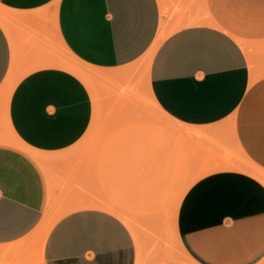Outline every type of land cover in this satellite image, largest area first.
<instances>
[{"label": "crops", "instance_id": "0c3cea01", "mask_svg": "<svg viewBox=\"0 0 264 264\" xmlns=\"http://www.w3.org/2000/svg\"><path fill=\"white\" fill-rule=\"evenodd\" d=\"M0 8V247L32 239L48 211L70 208L46 236L43 264H264V0H0ZM161 32L149 94L183 127L172 132L193 157L166 167L227 170L190 186L165 232L135 228L136 237L106 208L127 200L126 177L112 190L98 166L67 156L95 105L86 82L54 63L64 49L92 70L127 67ZM211 143L234 158L207 159L202 145Z\"/></svg>", "mask_w": 264, "mask_h": 264}, {"label": "rangeland", "instance_id": "374dc122", "mask_svg": "<svg viewBox=\"0 0 264 264\" xmlns=\"http://www.w3.org/2000/svg\"><path fill=\"white\" fill-rule=\"evenodd\" d=\"M3 11L0 21L6 18V11ZM60 52L62 60L54 64L80 76L88 85L95 105L92 127L67 156L80 163L98 166L99 175L111 180L112 190L126 177L122 190L127 200L123 205L116 201L112 211L131 228L147 232L164 229L165 232L189 187L203 176L227 169L191 166L174 172L173 168L166 167L175 162L192 164L191 146L172 132V129L183 127L161 114L155 106L149 94L145 68H136L130 75L119 76L121 71L135 66L139 60L127 67L92 70L70 52L64 49ZM19 76L21 73L16 77L10 74L5 82L6 91L12 90ZM202 146L206 147L209 160L224 158L230 161L234 158V150L226 148L222 156L214 143ZM31 153L40 160L37 153ZM69 210L55 208L48 211L45 223L32 239L0 247V264H42V245L47 231ZM153 235L158 241L164 239L162 234L158 236L155 232Z\"/></svg>", "mask_w": 264, "mask_h": 264}, {"label": "bare ground", "instance_id": "6f19581e", "mask_svg": "<svg viewBox=\"0 0 264 264\" xmlns=\"http://www.w3.org/2000/svg\"><path fill=\"white\" fill-rule=\"evenodd\" d=\"M3 10H1L0 9V18L1 17H3ZM167 35V33L166 32H161L160 34H159V36H158V38L156 39V41L154 42V44L152 45V47H151V49L150 50H148L147 52H146V54L139 60V62L135 65V66H133V67H130V68H127V69H124L123 71H121L119 74V76L120 77H122V76H126V75H130L131 73H132V71L133 70H135L136 68H145L146 70H147V72L149 73V69H150V64H151V61H152V59H153V56H154V53H155V51H156V49H157V47H158V45L160 44V42L165 38V36ZM154 102V101H153ZM154 104H155V106L157 107V109H158V111L161 113V114H163V115H165L164 114V112L160 109V107H158V105L154 102ZM166 116V115H165ZM166 117H168V116H166ZM169 118V117H168ZM170 119V118H169ZM171 121H173V122H175L174 120H172V119H170ZM176 123V122H175ZM177 125H178V123H176ZM16 142H18L19 144H21L20 142L21 141H19V139L16 141ZM22 145V144H21ZM23 146H24V144H23ZM24 147H28V146H24ZM28 148H30V147H28ZM252 168V167H251ZM250 168V169H251ZM173 169H174V172H175V170L177 169V170H179V169H182V167H173ZM252 170H254L255 171V168H253ZM255 172H259V174H260V171H258V170H256ZM263 176H264V174H262ZM257 176H258V174H257ZM261 176V175H260ZM105 207V206H104ZM106 208L108 209V210H113L114 208L113 207H110V206H106ZM54 224V223H53ZM52 227V226H51ZM51 227L48 229V231H47V234H46V236L48 235V233H49V231H50V229H51ZM134 232H135V229H134ZM135 235H136V237H137V233L135 232ZM46 236H45V239H46ZM45 239L43 240V241H45ZM44 243V242H43ZM42 255H41V259H42V264H43V250H42V253H41Z\"/></svg>", "mask_w": 264, "mask_h": 264}]
</instances>
